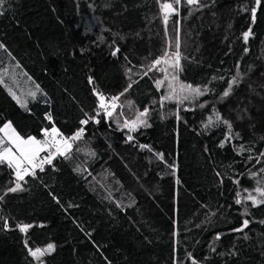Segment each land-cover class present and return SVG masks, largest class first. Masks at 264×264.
<instances>
[{"label":"trees","instance_id":"trees-1","mask_svg":"<svg viewBox=\"0 0 264 264\" xmlns=\"http://www.w3.org/2000/svg\"><path fill=\"white\" fill-rule=\"evenodd\" d=\"M0 45V126L83 129L43 173L0 163V264H264V204L245 199H264V0H5ZM169 79L206 91L170 101Z\"/></svg>","mask_w":264,"mask_h":264},{"label":"snow or ice","instance_id":"snow-or-ice-1","mask_svg":"<svg viewBox=\"0 0 264 264\" xmlns=\"http://www.w3.org/2000/svg\"><path fill=\"white\" fill-rule=\"evenodd\" d=\"M5 2V0H0V7H2L3 3ZM187 4L191 5L194 3H198V0H186ZM261 0H255V3L257 6H259ZM175 3L177 5H179L181 3V0H175ZM162 9L165 11V16H164V21L165 23H167L168 21V12L171 11H175L173 9V5L171 3H164L161 5ZM251 11V15L253 18V21L255 20V15H256V8L253 7L250 9ZM250 30L248 32H245L243 34V39L245 42H247L249 35H250ZM0 47H2V45H0ZM177 48H179V44L177 43L176 45ZM119 51V49H116V51H114L112 53V55H116V53ZM179 52H175L172 53L171 55H169L168 52H164L163 56L161 58H158L154 61V63L149 67V71L152 70L153 67H155L156 65L161 64L162 60H164V63H168V60H165L164 57H168L169 59H172L175 61V66L179 67L180 65V61H179ZM160 71L163 72H167L166 68L160 69ZM145 75H147V73H145ZM237 76H239V73L236 74ZM173 79H175V76L173 77ZM90 82H91V78H89ZM163 83V81H157L156 82V86L157 88H159L161 86V84ZM238 83L236 77H233V79L231 81L228 82V87L227 90H225L223 92V97H227L231 90H232V85ZM131 85H129L130 87ZM171 91L169 92V95L164 97V99H171L173 98V96H175L176 94V90L175 88H172L171 85H169ZM181 91H189L190 93L194 94L195 96H200L203 95L206 91V89L204 91H202L200 88L198 87H193L192 85L188 84V85H181ZM34 95V94H33ZM101 104L100 107L105 108V104H104V98L101 96ZM118 99V97L113 98V104L115 103V100ZM188 99L187 96H183L180 99H178V103H181L183 100ZM201 107H203V105H201ZM106 114L108 116L112 115L111 111H108L106 108ZM148 110L145 109L143 112L140 113V116H146L147 115ZM97 115H99V113H97ZM91 119H94L91 118ZM98 122V121H97ZM81 124H87L88 120H81L80 121ZM144 124L146 126H150L147 125V121L146 120H140V118H137V121H134L133 124ZM224 123L228 124L227 121H224ZM125 126L127 125V122L125 124ZM229 129L231 128V125L228 124ZM44 135L46 137H48V139L45 140H38L33 136H28L26 139L21 137L18 133H16V131L14 129H12L11 127V123L10 122H6L3 124V126H0V133H3V136H0V163H4L6 162L7 165L10 168H15L16 170V177L19 180H23L24 177L26 175H35V169L39 168L40 171L44 170V164H51L52 160L54 159V157L59 154V155H66V152L71 148V144L68 142L69 139L71 140H75L77 138H79L82 133H83V129H79L72 137L70 138H63L61 137V134L58 132V130L53 127L50 131H51V136H49V130L44 129ZM57 137H61V139L58 141ZM129 140L132 139L131 136L128 137ZM61 142L63 144V147L61 146ZM140 147H146L144 145H141ZM221 147H223V144H221ZM42 152H47V156H41L40 154ZM261 156H264V153H260ZM161 158H162V154H161ZM257 162H259V160H257ZM261 172H264V169L260 170ZM256 174H253V176H255ZM238 183V181H237ZM21 188L20 184H16L15 187H12L9 189V191L11 192H15L18 189ZM244 191H248L247 189H245ZM256 193H259V195L261 197H264V186H257L254 190ZM240 193H237V196H239ZM0 199H2V197H0ZM246 200H250L252 202L253 206H256L258 204H264V199H257L256 196L252 195L251 192H248V195L245 197ZM237 204L241 203L240 199L236 200ZM245 214H247V209H245ZM261 223H264V221H260ZM250 221L248 219H244L242 221V226L240 228L234 229L233 231H237V232H242L244 230V228H247L249 225ZM27 226H24L21 228V231H24L25 228ZM245 238H247L245 236ZM216 239L219 240L220 239V235L217 234ZM54 249V245L49 244L47 246V249L45 250H41V249H36L35 251L29 249L30 254L39 259V257L41 255L44 254V252L47 251H51ZM213 251H215V248L213 247L212 249ZM190 259L191 256L189 257ZM192 264H197V261L195 259H192Z\"/></svg>","mask_w":264,"mask_h":264},{"label":"rangeland","instance_id":"rangeland-1","mask_svg":"<svg viewBox=\"0 0 264 264\" xmlns=\"http://www.w3.org/2000/svg\"><path fill=\"white\" fill-rule=\"evenodd\" d=\"M173 9H174V7H173ZM175 13V11H171V12H168L167 14H168V20H169V18L173 15ZM162 14H163V16H165V11L162 9ZM174 62V60H168V63H166V67H168V66H171L172 65V63ZM173 79H169L168 80V84H167V96L169 95V92L171 91V89H170V87H169V85H171L172 86V88H175V90H176V94H175V96H173V98H171V99H168V100H170V101H178V99H180L181 97H183V96H187V97H190V96H192L193 94L192 93H190L189 91H181V83H179V82H176V81H174ZM147 116V115H146ZM146 116H140V114L131 122V123H129V130H131V131H136V130H138V129H140L141 127H143L144 126V124H140V123H137V124H133V122L134 121H137V118L139 117L140 118V120H146ZM11 127H12V125H11ZM12 129H14L13 127H12ZM17 133V132H16ZM4 134L3 133H0V136H3ZM49 136H51V131L49 132ZM81 137V136H80ZM45 139H48V137H46L45 136V138L43 139V140H45ZM57 140L59 141L60 139L57 137ZM72 143V141L70 142V144ZM61 146L63 147V144H62V142H61ZM71 149V148H70ZM43 154H48L47 152H42L40 155H43ZM57 156H59V154H57L55 157H57ZM54 157V158H55ZM14 168V167H13ZM15 169V168H14ZM27 176V175H26ZM25 176V177H26ZM24 177V178H25ZM259 194V193H258Z\"/></svg>","mask_w":264,"mask_h":264},{"label":"built area","instance_id":"built-area-1","mask_svg":"<svg viewBox=\"0 0 264 264\" xmlns=\"http://www.w3.org/2000/svg\"><path fill=\"white\" fill-rule=\"evenodd\" d=\"M105 108L109 110V109L111 108V104H107V105L105 106ZM46 118H47V120H48L49 122H52V118H51L49 115H47ZM68 142H70V140H69ZM41 156H42V157H43V156H47V154H43V155H41ZM47 165H48L47 163L44 164V166H43V167H44V170H43V171H40L39 168L35 169V174H37V173H43V172L45 171ZM30 175H31V174H30Z\"/></svg>","mask_w":264,"mask_h":264}]
</instances>
